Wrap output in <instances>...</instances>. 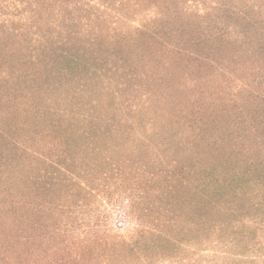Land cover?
<instances>
[{
	"label": "trees",
	"instance_id": "trees-1",
	"mask_svg": "<svg viewBox=\"0 0 264 264\" xmlns=\"http://www.w3.org/2000/svg\"><path fill=\"white\" fill-rule=\"evenodd\" d=\"M170 1L0 0V264H239L245 244L224 234L238 224L211 213L232 215L231 203L252 184L261 193L250 206L264 214V0L214 2L222 23L215 39L241 42L261 59L252 84L240 85L256 103L248 113L255 138L242 139L239 152L253 151L249 141L257 153L224 174L202 158L162 162L160 135L136 119L148 115L147 101L126 96L137 89L127 80L140 74L127 71L111 37L103 40L101 24L118 10L137 17L145 5L144 17L170 24L159 12ZM173 31L165 35L175 39ZM165 41L172 52L198 57ZM112 54L120 62L105 73ZM211 174L219 181L213 187ZM232 187L220 204L222 188ZM121 202L138 219L133 230L112 226ZM242 217L264 230V216ZM250 264H264V251Z\"/></svg>",
	"mask_w": 264,
	"mask_h": 264
},
{
	"label": "rangeland",
	"instance_id": "rangeland-1",
	"mask_svg": "<svg viewBox=\"0 0 264 264\" xmlns=\"http://www.w3.org/2000/svg\"><path fill=\"white\" fill-rule=\"evenodd\" d=\"M215 1L219 0H171L161 5L159 12L172 17L170 24L160 18L149 20V17H144V11L148 7L143 5L137 17L131 11L118 10L113 15H108V22L101 26L105 37L103 40L111 37L112 47L120 52L119 56L127 59V71L140 74L139 77L127 80L128 87L132 84L137 89L128 92L126 96L135 101H147L148 108L145 111H148V115L141 112L136 119L142 123L151 122L155 133L160 135L163 144L155 149V154L162 162L171 158L194 162L195 159L202 158L205 166H210V170L215 171L212 167H217L224 174L233 172L234 166L240 165L246 155L253 156L257 153L249 141H246V145L252 146L253 151L239 152V145L244 143L242 139L255 138V123L249 119L248 113L256 103L240 85L252 84L250 71L255 73L254 67L260 65L261 59L253 55L246 45H241V42L225 44L222 40L215 39L214 30L222 24L219 22L220 14L215 10ZM225 1L229 5H243L249 0ZM144 25L149 29L156 28L157 35L135 30ZM174 27L179 28L177 33L172 32L175 39L173 35H165L169 28ZM208 27L213 31L211 36L205 34ZM159 36H163V39ZM204 37L206 41H203ZM171 39L196 51L198 57L196 54L188 55L190 51H170L169 45L163 42H173ZM98 55L100 57L102 53ZM205 55L210 58H204ZM109 61L111 65L107 63L101 67L105 73L111 71L108 66H115L120 62L115 54L110 56ZM249 115H252L251 111ZM159 135L153 134L152 137ZM153 155L151 147L143 153V158L148 160ZM210 170L206 169L208 175ZM211 176V187L218 185L219 181L215 182L216 176ZM242 184L245 186V183ZM230 189L235 190L233 187L222 188L220 204L227 197L230 198ZM244 189L247 193L243 198L231 203L238 212L236 210L232 215L220 214L214 207L215 212L211 216L220 222L233 223L235 228L238 224V228H230L224 234L235 242L245 244L244 249L242 245V249L240 248L243 255L235 259L239 264H250V258L264 251V230L260 225L247 227L242 216L262 217L264 214L262 209L250 206L252 196L261 193V189L252 184ZM123 204H117L112 210V226L122 227L123 231L133 230L138 226V219L128 215Z\"/></svg>",
	"mask_w": 264,
	"mask_h": 264
}]
</instances>
